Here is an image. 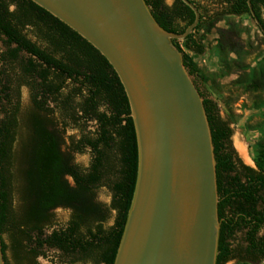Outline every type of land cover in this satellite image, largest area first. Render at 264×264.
<instances>
[{"label":"trees","instance_id":"1","mask_svg":"<svg viewBox=\"0 0 264 264\" xmlns=\"http://www.w3.org/2000/svg\"><path fill=\"white\" fill-rule=\"evenodd\" d=\"M162 29L181 34L194 21V13L180 0L168 5L163 0H144ZM190 1L200 13L199 23L181 41L182 47L202 55L205 47L197 31L205 22L225 16H251L247 0H206L215 6L208 9ZM253 11L264 30V0H251ZM252 17V16H251ZM232 30L228 31L231 35ZM33 36V41L29 36ZM264 37V36H263ZM0 237L7 224L12 247L20 252L15 259L28 264L41 256L44 246L58 248L64 255H78L82 261L112 264L125 217L133 195L137 174L136 135L124 89L108 62L89 42L81 39L63 22L29 0H0ZM232 41L230 40V43ZM184 67L203 97L212 135L216 162L218 221L220 237L216 264L234 261L239 264L264 262V139L255 147V168L244 164L230 145L232 129L205 87L201 89L191 59L179 41ZM24 54L25 57H21ZM7 66H17L21 80L32 91L34 110L26 123L27 136L21 151L23 212L17 218L11 209L14 144L17 137V108L10 104L11 80ZM73 88L67 94V82ZM80 100L73 102L74 96ZM52 103L51 108L49 104ZM84 124L94 121L95 136H82L64 147L57 118ZM88 148L93 158L88 170L72 163V153ZM114 170L108 188L110 206L96 198V186L105 169ZM69 179L70 182L67 180ZM56 207L71 211L64 226L44 237ZM114 219L104 227L111 212ZM5 264L6 245L1 240Z\"/></svg>","mask_w":264,"mask_h":264},{"label":"water","instance_id":"2","mask_svg":"<svg viewBox=\"0 0 264 264\" xmlns=\"http://www.w3.org/2000/svg\"><path fill=\"white\" fill-rule=\"evenodd\" d=\"M89 42L118 77L136 135L137 174L112 264H216V162L203 97L144 0H29ZM247 4L264 36L251 0ZM0 264H5L0 237Z\"/></svg>","mask_w":264,"mask_h":264},{"label":"rangeland","instance_id":"3","mask_svg":"<svg viewBox=\"0 0 264 264\" xmlns=\"http://www.w3.org/2000/svg\"><path fill=\"white\" fill-rule=\"evenodd\" d=\"M166 4H172L173 0H163ZM202 4L208 9V13L215 11V6L206 0H193ZM232 30L229 35L228 31ZM33 41L36 39L29 36ZM205 51L202 55H195L180 47L187 55L194 66L196 80L201 89L205 87L210 92V97L215 101L220 115L230 121L232 136L230 145L241 161L255 168L254 157L255 145L264 139V37L254 23L251 16L243 14L238 16H225L205 22L204 26L197 31ZM230 40L232 41L230 43ZM6 47L0 41V52H4ZM21 57H25L24 54ZM7 73L11 80V103L6 105L5 110L11 111L17 108V137L14 144L15 165L12 170V194L11 209L19 217L23 212V183L21 174V151L27 136L26 123L30 122L29 114L34 110L32 105L31 88L21 80V72L17 66H7ZM73 85L68 81L62 90L67 94ZM74 101L80 100L79 95L74 96ZM52 103L49 104L51 108ZM53 118H57L58 126L62 129L64 147L75 144L82 136H95L96 124L94 121L84 124L82 120L77 123L67 119L59 118L56 110H53ZM3 115H0L2 118ZM93 154L88 148L72 153V163L86 171L90 167ZM115 171L105 169V175L96 186L97 200L106 206L112 202V192L108 188V182L112 179ZM69 182L70 180L67 179ZM71 211L58 207L51 213L48 227L64 226L69 219ZM115 212L112 211L104 227L111 226ZM264 235V227L261 230ZM6 245L7 264H28V257L23 262L15 259L20 256V252L10 239L8 231L3 237ZM34 264H94L92 261H82L78 255H64L54 250H41ZM226 264H239L229 261ZM242 264V263H241ZM261 264H264L261 263Z\"/></svg>","mask_w":264,"mask_h":264},{"label":"flooded vegetation","instance_id":"4","mask_svg":"<svg viewBox=\"0 0 264 264\" xmlns=\"http://www.w3.org/2000/svg\"><path fill=\"white\" fill-rule=\"evenodd\" d=\"M65 148H64V146L62 147V150H64ZM56 208H58V207H56ZM55 208V209H56ZM53 212V211H52ZM59 226H61V225H58L57 227H48V226H46L45 228H44V237H46V236H48V235H50L51 233H52V231H53V229H57ZM6 227H8L7 226V224L3 227V230H2V232H1V240L3 241V243H4V240H3V237H4V235L6 234V232H7V228ZM5 244V243H4ZM43 249H47V250H54V249H56L57 251H59V252H61V250L60 249H58V248H48V247H46V246H44L43 248H42V250ZM61 254H63L62 252H61ZM5 258H6V249H5ZM38 258V257H37ZM36 258V259H37ZM35 259V260H36ZM35 260H34V263H35Z\"/></svg>","mask_w":264,"mask_h":264}]
</instances>
